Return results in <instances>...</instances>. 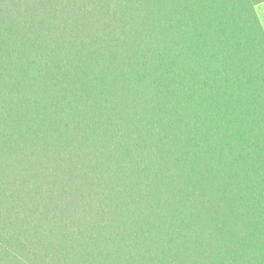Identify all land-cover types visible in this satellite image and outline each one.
<instances>
[{"label":"trees","instance_id":"obj_1","mask_svg":"<svg viewBox=\"0 0 264 264\" xmlns=\"http://www.w3.org/2000/svg\"><path fill=\"white\" fill-rule=\"evenodd\" d=\"M262 0H0V264H264Z\"/></svg>","mask_w":264,"mask_h":264},{"label":"rangeland","instance_id":"obj_2","mask_svg":"<svg viewBox=\"0 0 264 264\" xmlns=\"http://www.w3.org/2000/svg\"><path fill=\"white\" fill-rule=\"evenodd\" d=\"M256 10L260 18V21L262 22V25L264 27V5H262V3L258 4L256 6Z\"/></svg>","mask_w":264,"mask_h":264},{"label":"clouds","instance_id":"obj_3","mask_svg":"<svg viewBox=\"0 0 264 264\" xmlns=\"http://www.w3.org/2000/svg\"><path fill=\"white\" fill-rule=\"evenodd\" d=\"M262 5H264V0H262Z\"/></svg>","mask_w":264,"mask_h":264}]
</instances>
